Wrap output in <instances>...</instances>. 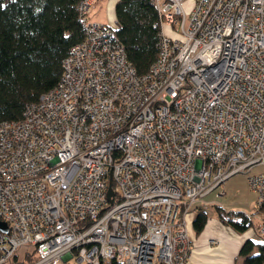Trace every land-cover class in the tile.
Masks as SVG:
<instances>
[{
    "label": "built area",
    "instance_id": "1",
    "mask_svg": "<svg viewBox=\"0 0 264 264\" xmlns=\"http://www.w3.org/2000/svg\"><path fill=\"white\" fill-rule=\"evenodd\" d=\"M185 1L151 0L146 74L112 27L85 21L57 85L0 123V264L26 245L33 264H184L192 205L264 167V0ZM248 184L264 209V170Z\"/></svg>",
    "mask_w": 264,
    "mask_h": 264
},
{
    "label": "trees",
    "instance_id": "2",
    "mask_svg": "<svg viewBox=\"0 0 264 264\" xmlns=\"http://www.w3.org/2000/svg\"><path fill=\"white\" fill-rule=\"evenodd\" d=\"M79 2L0 0V123L20 121L25 105L37 102L57 85L63 60L84 39L85 19L78 12ZM114 17L109 27L115 31L126 60L137 75L146 74L158 54L160 24L155 7L151 0H117ZM216 209L222 224L239 232L251 228L244 214ZM256 211L264 213L263 207ZM206 221L205 213L197 211L193 220L195 232H200ZM253 248L248 240L242 245L239 254L243 264H264V242L256 255H252ZM36 261L35 247L26 245L6 264Z\"/></svg>",
    "mask_w": 264,
    "mask_h": 264
},
{
    "label": "crops",
    "instance_id": "3",
    "mask_svg": "<svg viewBox=\"0 0 264 264\" xmlns=\"http://www.w3.org/2000/svg\"><path fill=\"white\" fill-rule=\"evenodd\" d=\"M202 199L197 201L199 205L193 204L186 215L191 256L184 264H243L244 260L239 252L244 242L250 241L257 249L264 242V235L260 229L264 221V213H258L255 209L253 218L245 215L251 222V228L244 232L222 224L219 218H207L204 228L200 232H195L193 220L197 211L201 210L205 213ZM68 259L73 258L66 255L62 261Z\"/></svg>",
    "mask_w": 264,
    "mask_h": 264
},
{
    "label": "rangeland",
    "instance_id": "4",
    "mask_svg": "<svg viewBox=\"0 0 264 264\" xmlns=\"http://www.w3.org/2000/svg\"><path fill=\"white\" fill-rule=\"evenodd\" d=\"M117 0H95L91 5L89 12L84 16L87 23H97L101 25L112 26L115 20L114 8ZM192 0H187L183 3V9L188 14L192 7ZM164 34L171 35V29L162 27ZM264 170V167H253L248 173H237L226 179L219 187L215 188L209 194L203 197V209L208 216L207 218H218V210L222 213H242L249 218H253L257 194L253 192L248 184V177L258 174ZM198 202H196V205ZM232 215V214H229ZM230 219V216H228ZM188 228V226H187ZM76 252L74 250L72 253ZM258 249L252 250V255H256ZM191 256V253H190ZM54 264H86L78 263L75 259L62 261L59 259ZM103 264H109V261H104Z\"/></svg>",
    "mask_w": 264,
    "mask_h": 264
},
{
    "label": "water",
    "instance_id": "5",
    "mask_svg": "<svg viewBox=\"0 0 264 264\" xmlns=\"http://www.w3.org/2000/svg\"><path fill=\"white\" fill-rule=\"evenodd\" d=\"M112 196H113V192H112L111 184H110V181H109L108 189H107V199L110 201ZM0 229L3 230V231L6 230L5 225L3 223H1V222H0Z\"/></svg>",
    "mask_w": 264,
    "mask_h": 264
}]
</instances>
